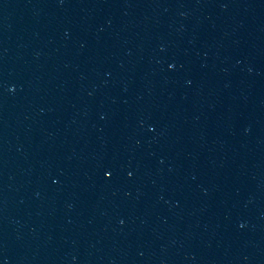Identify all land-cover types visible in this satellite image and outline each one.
Listing matches in <instances>:
<instances>
[{"label":"water","instance_id":"water-1","mask_svg":"<svg viewBox=\"0 0 264 264\" xmlns=\"http://www.w3.org/2000/svg\"><path fill=\"white\" fill-rule=\"evenodd\" d=\"M0 264H264V0H0Z\"/></svg>","mask_w":264,"mask_h":264}]
</instances>
